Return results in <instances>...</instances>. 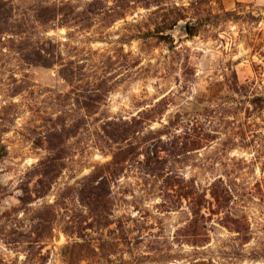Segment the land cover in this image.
I'll list each match as a JSON object with an SVG mask.
<instances>
[{"label": "rangeland", "instance_id": "rangeland-1", "mask_svg": "<svg viewBox=\"0 0 264 264\" xmlns=\"http://www.w3.org/2000/svg\"><path fill=\"white\" fill-rule=\"evenodd\" d=\"M4 1L0 264H264V0H212L232 18L193 37L153 0ZM51 2L82 24L38 21ZM41 46L48 66L32 62ZM101 180L97 206L85 192Z\"/></svg>", "mask_w": 264, "mask_h": 264}, {"label": "trees", "instance_id": "trees-1", "mask_svg": "<svg viewBox=\"0 0 264 264\" xmlns=\"http://www.w3.org/2000/svg\"><path fill=\"white\" fill-rule=\"evenodd\" d=\"M212 0H187V4H184L181 2V4H177L176 1H173L168 8H166L167 2L165 0H153L151 2L152 5L158 7L159 9L163 10V15L166 17L165 20L167 21L168 29H172L180 20L185 21V34L189 37L197 36L199 35L203 30H207L209 28L210 30L214 29L215 26H218V24L221 21H226L231 16V12L229 11H221V13H214L212 8ZM8 6V8H7ZM67 4H60L57 5L56 3H47L44 6H38L37 8L33 9L34 15L37 18L38 21L41 23L46 22H54V20H57L58 23L63 24L65 26H78L81 23V20L79 19L78 11L75 9L67 8L68 10H64L63 7H66ZM11 10V5L7 4L6 1L0 0V12ZM166 9V10H165ZM91 13V11H90ZM235 15L234 19H232L233 22H256L259 23L260 17L259 16H253V15H242L233 13ZM245 18H250L249 20H246ZM157 34V32H155ZM159 40L164 41L165 43H172V36L170 34L165 35H156ZM50 43V41H48ZM34 50H37L34 48ZM56 54L51 49H46L43 46L39 47V50L35 53V58L32 62L39 63L43 66H48L47 64L53 62V58H55ZM55 60V59H54ZM55 62V61H54ZM61 68L59 70V75L62 79H64L69 85L72 86L71 81L73 80L72 77H69L65 73V66L63 63H60ZM237 81L236 75L234 73V81L232 82L231 88L233 90H238V92H241L242 94H245L250 84L248 83H242L240 85H237L235 82ZM99 88H94V92L99 91ZM85 96L87 100H96L93 98V95L88 97V95H81ZM262 100V98L259 95H256L255 97H252L249 99L250 102L256 103ZM81 108L88 110V106L91 105L89 101L81 99ZM165 103V97L158 100L152 107L145 111H141V114H139V118L141 120L135 119V124L141 123L142 121H152L156 116L162 113V108ZM104 133L107 136H110V131H108L106 128H103ZM115 134V133H113ZM121 134V133H120ZM150 153L152 154V157L154 160L158 161L156 152L153 150H150ZM99 184L93 187L94 185L91 184L88 186L87 192H85L86 197H88L89 202L91 204L97 205V206H104L107 202V189H105L103 186H100L102 184V180L98 182ZM214 185V184H213ZM107 194V195H105ZM186 196L190 197V201L193 207V215H195L193 222L197 221L196 215L199 214L200 208L203 205V202L205 201L203 198V195L200 193H197V191H192L191 193H185ZM191 194V195H190ZM210 196L215 200V202L218 204L220 196L218 195L215 188L212 187ZM197 242L202 241H190L191 244L197 245Z\"/></svg>", "mask_w": 264, "mask_h": 264}, {"label": "water", "instance_id": "water-1", "mask_svg": "<svg viewBox=\"0 0 264 264\" xmlns=\"http://www.w3.org/2000/svg\"><path fill=\"white\" fill-rule=\"evenodd\" d=\"M179 29L182 30V31H185V24L179 26Z\"/></svg>", "mask_w": 264, "mask_h": 264}]
</instances>
